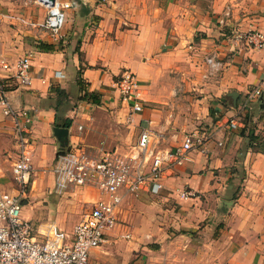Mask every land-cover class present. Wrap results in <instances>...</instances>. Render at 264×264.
<instances>
[{
	"label": "crops",
	"instance_id": "crops-1",
	"mask_svg": "<svg viewBox=\"0 0 264 264\" xmlns=\"http://www.w3.org/2000/svg\"><path fill=\"white\" fill-rule=\"evenodd\" d=\"M78 1L61 44L41 25L44 7L0 0V58L32 56L30 85L14 78L0 84V181L13 186L20 139L12 120L22 110L32 118L24 134L33 167L50 168L45 181L33 179L23 216L59 222L52 216L72 214L84 196L103 197L94 188H78L82 196L56 192L51 167L71 144L132 153L148 127L154 148L169 150L198 129L207 140L167 170L161 190L125 196L119 223L91 250L90 263L264 264V92L241 109L264 81V47L239 37L264 32V0ZM209 56L223 61L211 75ZM125 68L139 81L147 121L121 103L115 82ZM55 127L67 135L60 139ZM44 213L50 219L40 222ZM80 220L59 224L71 232Z\"/></svg>",
	"mask_w": 264,
	"mask_h": 264
},
{
	"label": "built area",
	"instance_id": "built-area-1",
	"mask_svg": "<svg viewBox=\"0 0 264 264\" xmlns=\"http://www.w3.org/2000/svg\"><path fill=\"white\" fill-rule=\"evenodd\" d=\"M45 8L43 23L56 43L65 44L63 32L68 12L79 6L78 0H32ZM239 37L255 48L264 47V32L249 30ZM209 74L223 67V61L209 56L206 59ZM31 54L16 62L0 58V84L14 78L23 86L31 84ZM122 102L132 113H140L147 121L149 108L142 102L139 81L135 73L125 68L115 82ZM264 92V81L257 85L243 102L241 109ZM32 121L27 110L14 114L13 125L19 134L20 146L11 173L13 186L6 189L0 181V264H91L93 248L106 241L108 232L119 223L121 205L127 194L140 189L158 192L163 188L167 170L184 164L190 152L205 143L207 136L201 130L189 131L179 147L156 150L152 145V131L143 127L132 153L116 150L92 152L82 144H71L58 151L51 167L55 174L56 192L64 193L78 188L97 189L103 197L91 201V209L76 223L73 231L65 230L57 220L35 223L23 216V206L29 197L34 176L30 139L24 132ZM235 125V120L232 121ZM184 198L191 196L183 190ZM130 237V234H126Z\"/></svg>",
	"mask_w": 264,
	"mask_h": 264
},
{
	"label": "rangeland",
	"instance_id": "rangeland-1",
	"mask_svg": "<svg viewBox=\"0 0 264 264\" xmlns=\"http://www.w3.org/2000/svg\"><path fill=\"white\" fill-rule=\"evenodd\" d=\"M140 90H141V88H140ZM121 103H122V99H121ZM121 106H123V105L121 104L120 107ZM127 110H128V107L125 105L123 111H125V113H126ZM10 159L13 160L14 159V156L10 155ZM49 169L50 168L47 167V166L44 167V168H42V170H38V169L35 168L33 179L36 180L38 177H40V179H43L45 181L47 179V176H48L47 174L49 173ZM35 189L36 188H34L33 191H35ZM72 192L73 193H77L76 195H78V196L82 194V191L79 190V189L72 190ZM72 196H75V195H71L70 197H72ZM28 199H31V196H29ZM88 199H90V197H85L84 196L83 198H81L80 200H78V203H74V204H73V202L71 200H67V201H65V206H70L71 204H73V206H76L77 209L75 211H70V212H73L72 214L71 213H69V214H67V213L63 214V213L60 212L59 215L54 214V216H52V217L53 218H58L59 219V222H61L63 224H68L70 222L73 224L75 222V220L76 221L80 220L83 217L84 212L87 209L90 208L91 201L88 200ZM79 202H80V204H79ZM45 215L46 214L44 213L43 218H41V220H39L40 222H44L43 220L49 221L50 218L47 216L48 214L46 216Z\"/></svg>",
	"mask_w": 264,
	"mask_h": 264
},
{
	"label": "water",
	"instance_id": "water-1",
	"mask_svg": "<svg viewBox=\"0 0 264 264\" xmlns=\"http://www.w3.org/2000/svg\"><path fill=\"white\" fill-rule=\"evenodd\" d=\"M231 95L234 96V98L236 99V93L235 92H231ZM54 131L58 135V137L60 139H62L64 136L67 135L68 128H65V127H55L54 128Z\"/></svg>",
	"mask_w": 264,
	"mask_h": 264
},
{
	"label": "trees",
	"instance_id": "trees-1",
	"mask_svg": "<svg viewBox=\"0 0 264 264\" xmlns=\"http://www.w3.org/2000/svg\"><path fill=\"white\" fill-rule=\"evenodd\" d=\"M87 95H89V94L87 93ZM246 121H247V120H246ZM70 122H71L70 119L66 120V121H65V125H67V126L70 125ZM250 137H251V140H253V139L256 138L254 135H251Z\"/></svg>",
	"mask_w": 264,
	"mask_h": 264
}]
</instances>
